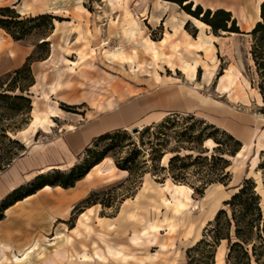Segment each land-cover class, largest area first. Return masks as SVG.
<instances>
[{"label":"rangeland","instance_id":"rangeland-1","mask_svg":"<svg viewBox=\"0 0 264 264\" xmlns=\"http://www.w3.org/2000/svg\"><path fill=\"white\" fill-rule=\"evenodd\" d=\"M226 1L240 25L255 19L256 0ZM190 2V11L199 5ZM3 7L20 17H53L50 29L45 20L12 28L27 33L21 40L0 28L2 81L27 56L37 58L29 66L34 85L25 94L32 100L33 131L40 126L47 133L37 132L31 142L63 144L68 134L63 129L73 125L77 131L101 119L119 121L136 141L132 128L175 113L234 125V134L249 146L229 160L226 185L212 184L194 194L188 185L155 174L146 155L144 168L129 177L108 154L72 187L48 186L3 212L0 236L6 232L12 240L0 264H187V250L206 234L216 212L226 209L223 202L241 181L250 178L256 191L261 188L256 166L264 151L260 155L252 143L255 133L264 130V106L249 53L251 36L217 32L215 36L228 38L213 39L210 29L187 21V13L170 0H0ZM42 41L46 47L39 45ZM222 86L228 87L227 94ZM91 141L87 146L92 149ZM173 145L171 139L167 148ZM86 147L61 159L48 152L25 154V148L0 172V201L12 190L5 183L11 168H17L19 185H24L57 170L37 173L44 167L69 160L70 167L58 169L68 171L80 164ZM187 182L198 185L192 177ZM18 244L24 250L17 251ZM226 251L222 241L207 253L197 249L189 256L198 264H224Z\"/></svg>","mask_w":264,"mask_h":264},{"label":"trees","instance_id":"trees-1","mask_svg":"<svg viewBox=\"0 0 264 264\" xmlns=\"http://www.w3.org/2000/svg\"><path fill=\"white\" fill-rule=\"evenodd\" d=\"M170 1L177 3L192 18L209 26L214 35L217 32L241 33L235 19L227 11L203 10L199 5L190 11L192 3L188 0ZM258 15L259 20L247 34L253 40L249 53L259 78L258 90L264 106V1L259 5ZM38 20H45L49 29L52 28L53 17L48 14L20 17L8 7L0 8V28L13 40H21L27 33H15L12 28L21 26L18 28L21 29L25 23ZM39 45L46 47L47 41ZM48 55L45 54V57ZM32 61H37V58L27 56L19 68L5 76L4 81L0 79V172L25 151L24 144L15 138V134L26 128L31 119L32 100L25 93L27 89L29 93L34 85L29 69ZM28 114L30 118L26 124ZM195 127H198L197 131H194ZM136 133L137 140L134 141L124 129L104 132L91 141L90 145H94L92 149L88 146L84 149L85 157L80 164L68 171L57 169L51 174L36 175L24 185L12 189L0 201V220L7 208L44 187H72L108 154L115 167L127 172L129 177L144 168L146 155L155 174H162L163 179L169 178L175 184L188 185L194 194L201 193L212 184L226 185L225 181L230 176L227 170L229 160L235 158L242 148V144L233 136L193 115L178 118L177 114L171 113L157 123L143 126ZM171 139L175 145L167 148ZM103 141H108V144L103 149H95ZM181 150L186 153L179 155ZM121 151H124V155L117 156ZM257 170L261 172V188L256 191V185L250 178L241 181L223 202L226 209L216 212L212 221L207 223L209 229L206 234L187 250V264L200 262L189 256L192 251L201 249L204 254L210 248L215 249L222 241L227 245L224 264H264V159L257 164ZM189 177L198 185L187 182Z\"/></svg>","mask_w":264,"mask_h":264},{"label":"crops","instance_id":"crops-1","mask_svg":"<svg viewBox=\"0 0 264 264\" xmlns=\"http://www.w3.org/2000/svg\"><path fill=\"white\" fill-rule=\"evenodd\" d=\"M190 1H188V2H190ZM262 1H264V0H256V3H255V19L248 21L243 26L237 22L238 17L233 14V11H231L229 6L227 5L226 0H197V4H199V6L203 10L208 9L210 11H214L216 9H222L224 11L229 12L231 15V18L235 19L236 26L238 27L239 31L241 32L240 34L242 36H248L247 33L252 29L253 25L259 20V15H258L259 14V5ZM183 15L187 21H188V18L192 19L195 23H198L200 26H202L203 29H207V30L209 29V26H206V24L205 25L202 24L201 22L197 21L196 19L190 17L187 14H183ZM198 28H200V27H198ZM219 33L224 34L225 32H219ZM227 34L232 35V36L239 35V34H235V33L234 34L227 33ZM211 37L213 39H217V38L226 39V38H228V37H219V36H215L212 34H211ZM210 43L216 44L215 41H213V40L210 41ZM32 110H33V105H32ZM32 110H31V114H30L31 115L30 123L26 126V128L22 129L21 131H19L15 134V138L17 140H19L22 144H24V146L26 148L25 154L34 155L35 153H38V152H48L54 158L61 159V158L67 157V152H69L71 154V156L73 154L75 155V154L80 153L82 151V149L90 143L91 140H93L98 135L104 133L105 131L107 132V131H111V130H115V129L126 130L125 125L119 123V121H116V120L111 121V120H106V119H101L97 123L88 124V122H86L83 125H80V127L82 129H78L77 131H73L74 126L70 125L72 128L63 129L66 131L64 133H68V134H65L64 140H62V142L65 146L60 142V143L56 144L55 146H52L50 144L47 147H44L43 143L31 142V140H30L32 138V136L36 135L37 132L41 131V132L47 133V131H45L40 126H37V128H35V131H33L32 122H33L34 116L32 115ZM41 116H42V114H41ZM51 116L52 115H50V117ZM159 119L160 118H157L155 120L154 119L149 120L147 123L144 124V126L150 125L151 123H156ZM210 124H213L215 127L219 128L221 130H224L225 132H227L228 134L233 136L235 139H237L242 144V142L234 134V133H238V128L236 126L230 125V124H228L227 126H218L217 124H214V123H210ZM135 128L141 129L142 127L139 126V127H135ZM227 128H231L232 131L231 132L227 131ZM23 136L26 137V139H24ZM252 145H254V147L258 148L260 152L264 151V130H260V131L255 133V135L253 136ZM247 146H249V145L248 144H242V148L247 147ZM54 148H56L55 151L53 150ZM70 166H71V162L68 160L64 164H59L56 166H47V167H44L42 169H39L37 171V173H42L45 170H48L50 168H56L59 170H64ZM20 181H21V179L18 177L17 168H15V167L11 168L10 172L8 173V179L5 180L6 188L10 189V190L14 189L15 187H17L20 184ZM47 189H49L48 186L44 187L41 190H47ZM11 240H12L11 236L9 234H7L6 232L0 236V262L3 259L4 255L6 253V250L10 248L9 243ZM23 242H25V238H24ZM22 245L21 244L16 245V250L19 251L20 249H23V247H21ZM12 256L15 257L16 254L13 253Z\"/></svg>","mask_w":264,"mask_h":264},{"label":"bare ground","instance_id":"bare-ground-1","mask_svg":"<svg viewBox=\"0 0 264 264\" xmlns=\"http://www.w3.org/2000/svg\"><path fill=\"white\" fill-rule=\"evenodd\" d=\"M259 4V3H258ZM144 11H147V10H143V12ZM142 16H145L144 14L142 15ZM228 80L231 78V73L230 74H227L226 76H225ZM222 92L223 93H228L229 92V90H228V87H226V86H222ZM225 95V94H224ZM35 114V113H34ZM49 119V118H48ZM50 126V125H49ZM49 128V127H48ZM47 128V129H48ZM138 129V128H137ZM138 130H140V129H138ZM162 187V186H161ZM176 207H178V208H180V209H182V210H185V208H184V206L182 205V204H180V203H175V202H172ZM59 255V254H58ZM61 255V254H60Z\"/></svg>","mask_w":264,"mask_h":264},{"label":"water","instance_id":"water-1","mask_svg":"<svg viewBox=\"0 0 264 264\" xmlns=\"http://www.w3.org/2000/svg\"><path fill=\"white\" fill-rule=\"evenodd\" d=\"M137 131H138L137 128H132V129H131V133H133V134H135Z\"/></svg>","mask_w":264,"mask_h":264}]
</instances>
